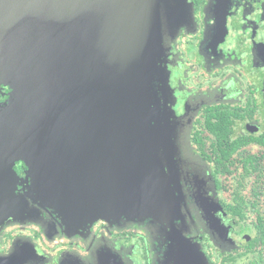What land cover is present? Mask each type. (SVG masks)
Instances as JSON below:
<instances>
[{
  "label": "flooded vegetation",
  "instance_id": "obj_1",
  "mask_svg": "<svg viewBox=\"0 0 264 264\" xmlns=\"http://www.w3.org/2000/svg\"><path fill=\"white\" fill-rule=\"evenodd\" d=\"M172 5L176 10L161 11L162 28L177 32L160 63L168 76L160 114L182 132L192 111L190 149L182 141L151 145L155 201L108 206L103 218L81 224L28 193L30 154L18 149L24 144L10 150L0 143V165L15 180L0 213V264H77L76 257L87 264L90 246L95 257L112 252L115 264H264V0ZM7 75L0 70V102L13 89ZM36 156L42 160L40 149ZM110 169L125 181V166L97 171L109 178ZM130 173L139 186L138 168ZM68 251L71 261L62 260Z\"/></svg>",
  "mask_w": 264,
  "mask_h": 264
},
{
  "label": "water",
  "instance_id": "obj_2",
  "mask_svg": "<svg viewBox=\"0 0 264 264\" xmlns=\"http://www.w3.org/2000/svg\"><path fill=\"white\" fill-rule=\"evenodd\" d=\"M173 1L0 0V58L23 65L29 83L14 82L11 68L13 89L2 109L10 116L0 122V143L13 149L11 143L27 142L18 149L30 154L28 193L43 196L65 222L75 221L73 214L86 224L120 201L128 206L149 198L151 145L184 142L183 131L160 114L161 100L168 98L160 63L177 32L162 28L161 11L176 10ZM122 68L127 86L117 96L123 107L119 127L111 108L117 107ZM182 121L188 141L191 121L186 114ZM39 149L40 161L34 158ZM165 150L172 159V146ZM108 162L110 168L125 166V181L118 182L111 169L109 178L99 176L97 168ZM136 167L137 187L130 173Z\"/></svg>",
  "mask_w": 264,
  "mask_h": 264
},
{
  "label": "rangeland",
  "instance_id": "obj_3",
  "mask_svg": "<svg viewBox=\"0 0 264 264\" xmlns=\"http://www.w3.org/2000/svg\"><path fill=\"white\" fill-rule=\"evenodd\" d=\"M170 36V35H169ZM172 38H173V36L172 37H170V39H168V42H170L171 40H172ZM165 54H166V52H165ZM164 54V55H165ZM7 57V58H6ZM163 58V57H162ZM5 60H8V56H5V59H2V62H4ZM3 66H7V68H8V70L5 68V67H3ZM19 67H22V66H19ZM11 68H13L14 69V71H15V77L18 79V81H14V82H22V84L24 85V83L26 84V85H24L25 87H27L28 85L27 84H29L28 83V78H27V80L25 79V77H24V75L22 74V72L18 69V68H16L15 67V65L13 64L12 65V63L10 64V63H8V64H6V65H0V70H2L3 72L5 71V73H7V74H10V73H12V70H11ZM119 77L121 78V80H120V90H119V92L118 93H116V96L114 97V100H115V104H116V106L117 107H115L114 106V108H111V113L114 115V120L116 121V123L118 124V126L119 127H121L122 126V123H121V121H120V118H121V116L123 115L122 113H123V107H122V104H121V102H120V98H122V96H124V95H122L121 96V93H123L124 92V90H125V88H126V75H127V73L125 72V68L123 69H119ZM129 76H131V74L129 75ZM117 96H121L120 98H118ZM10 98V95L8 96V98L6 99V100H4L3 102H0V122H2V121H4V119H2L3 118V116H4V111H2V109H4V105H5V103L8 101V99ZM189 101V100H188ZM187 102V101H186ZM189 105H190V107L192 106V102H189ZM121 111H122V113H121ZM192 111H190V110H187V112H185L184 113V115L186 114L187 115V117L189 116V117H191V116H193V113H191ZM195 117V116H194ZM194 117L190 120L191 121V123L193 122V120H194ZM183 129H185L184 127H183ZM188 131H189V129H185V130H183V132H182V135H183V141H184V143H183V147H182V149H187V150H189L190 149V146H189V144H188V142H187V133H188ZM12 134H14V132L12 133ZM112 134V135H111ZM110 135H111V137H113L115 134L114 133H111ZM26 143V144H25ZM111 143H114V142H111ZM24 145H26L27 146V142H24L23 143ZM1 158V157H0ZM3 159H1V161H0V164H2L3 163V161H2ZM7 170H8V165L7 164H4V165H0V192H1V197H0V213H1V211L2 210H4V212L6 213L7 212V209L6 208H4L5 206H7L8 205V203H9V199H8V196H7V186L8 185H12L14 182H15V180H13L11 177H9L8 176V172H7ZM11 188V187H10ZM9 188V189H10ZM8 189V190H9ZM142 193H143V195H146L143 191H142ZM142 193H137L140 197L142 196ZM153 194V193H152ZM137 195V196H138ZM148 197L149 198H146L147 199V201L149 202V203H152V202H154L155 201V197H154V194L153 195H148ZM123 205H125V203L124 204H120V206H123ZM4 208V209H3ZM134 210H131V215H136V214H134V212H133ZM2 215H4V213L3 214H0V217H2ZM72 217L73 218H75V217H77L76 215H75V217H74V215L72 214ZM104 217V216H103ZM103 217H99V218H103ZM78 218V217H77ZM79 219V218H78ZM98 218H96L95 220H97ZM75 221H77V222H79L77 219L75 220ZM31 222H34L33 220H31ZM76 222V223H77ZM92 222V221H91ZM71 232V231H70ZM72 233V232H71ZM95 246H90V247H88V258L86 259V260H84L85 261V263H87V264H89V263H93V262H95V263H97V264H115L114 262L112 263V257L114 256V254L112 253V252H109V250H104L103 251V254H101V257H99L98 255H97V257H95V255L97 254V250H96V248H94ZM62 255H64V253L62 254ZM32 261V260H31ZM76 261H77V264L79 263V264H82L83 262H81V258L79 259V258H77L76 257Z\"/></svg>",
  "mask_w": 264,
  "mask_h": 264
},
{
  "label": "trees",
  "instance_id": "obj_4",
  "mask_svg": "<svg viewBox=\"0 0 264 264\" xmlns=\"http://www.w3.org/2000/svg\"><path fill=\"white\" fill-rule=\"evenodd\" d=\"M72 253H73V252H71V251L65 252V254L62 255V256H64L62 260H68V261H71L70 259H72V258H71V257H72V256H71ZM73 259L75 260V257H74ZM74 260H73V261H74ZM82 264H83V263H82Z\"/></svg>",
  "mask_w": 264,
  "mask_h": 264
}]
</instances>
